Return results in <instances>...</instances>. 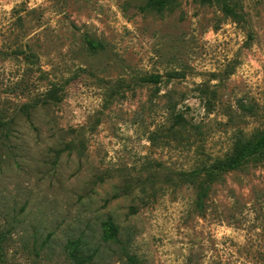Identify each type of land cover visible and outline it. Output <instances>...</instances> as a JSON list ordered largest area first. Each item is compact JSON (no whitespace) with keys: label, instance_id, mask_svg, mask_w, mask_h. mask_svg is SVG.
<instances>
[{"label":"rangeland","instance_id":"rangeland-1","mask_svg":"<svg viewBox=\"0 0 264 264\" xmlns=\"http://www.w3.org/2000/svg\"><path fill=\"white\" fill-rule=\"evenodd\" d=\"M263 128L264 0H0V264H264Z\"/></svg>","mask_w":264,"mask_h":264},{"label":"trees","instance_id":"trees-1","mask_svg":"<svg viewBox=\"0 0 264 264\" xmlns=\"http://www.w3.org/2000/svg\"><path fill=\"white\" fill-rule=\"evenodd\" d=\"M228 5L226 4V8L228 10ZM229 12H231V8L229 7ZM85 43L89 50L95 51L98 48L102 47V44L99 40L92 38L91 36H85ZM173 113V112H172ZM174 117V124L175 125H182L183 120L178 113H175ZM264 153V128L257 134L252 135L251 137L241 138L239 139L235 146L232 153L225 155L220 162H214L216 164L215 167L209 168V174H214L215 177L219 170H227L233 167L238 166L243 161L247 160L250 157H255L258 155H262ZM199 169H192L190 171H186L191 175L199 173ZM197 176L195 177V179ZM71 245L69 246V255L70 257L77 263L84 262V259L80 258V254L78 252V244L76 241H70ZM92 254L88 255V259H90ZM130 259V257H128Z\"/></svg>","mask_w":264,"mask_h":264}]
</instances>
